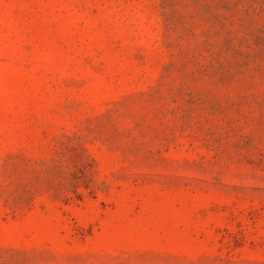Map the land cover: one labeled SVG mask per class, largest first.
Returning a JSON list of instances; mask_svg holds the SVG:
<instances>
[{
	"label": "rangeland",
	"instance_id": "obj_1",
	"mask_svg": "<svg viewBox=\"0 0 264 264\" xmlns=\"http://www.w3.org/2000/svg\"><path fill=\"white\" fill-rule=\"evenodd\" d=\"M0 264H264V0H0Z\"/></svg>",
	"mask_w": 264,
	"mask_h": 264
}]
</instances>
